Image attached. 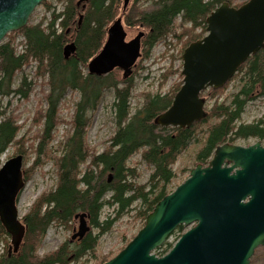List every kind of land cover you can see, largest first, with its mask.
<instances>
[{"label":"trees","instance_id":"16d2710c","mask_svg":"<svg viewBox=\"0 0 264 264\" xmlns=\"http://www.w3.org/2000/svg\"><path fill=\"white\" fill-rule=\"evenodd\" d=\"M63 1V9L53 11L45 25L42 21L30 23L14 32L23 37L22 50L18 51L12 38L0 43L2 96L29 97L31 81L27 75H22L15 88L13 84L18 72L31 61L37 64V77L47 76L49 89L44 96L45 109H38L34 117V120H43L40 134L36 132L39 143L35 151L37 158L42 155L53 161L57 174L56 187L42 194L21 218L24 229L17 246H11L7 241L10 235L0 223V240L6 244L4 253L0 255V264H71L87 253L95 255L100 236L109 231L126 211H133L134 218L143 225L154 205L169 193L168 187L175 175L172 164L194 142L196 127L206 125V135L196 157L202 162L211 157L219 144L233 143L236 138L264 132L259 122L236 125L247 103L264 96V46L250 55L229 79H238L239 83L231 101L225 104L215 100L202 120L186 128L161 127L154 123L155 117L171 105L182 80L165 94L142 93L140 106L132 112L131 74L127 77L114 75L115 68L104 75L84 71L89 60L103 46L107 27L119 16L123 24L138 27L143 32L139 55L143 58L170 34L177 18H180L181 26L191 24L190 29H184L178 35L173 33L177 38L187 34L189 38L184 44L187 46L203 37L191 33L199 26L206 29L205 20L210 12L223 2L232 6L234 0H149L141 9L126 11V7L121 13H118L121 0ZM41 5L49 4L44 1ZM71 42L75 44V51L65 58L63 47ZM227 83L222 88H209L204 92L212 99L223 91ZM106 89L113 91L115 129L108 146L97 153L86 142V128ZM67 90L78 91L80 98L70 120L64 121L69 127L62 136L61 149L57 153L48 144L55 127L63 122L58 115V105ZM15 119L0 111V155L10 145L17 146L18 154L24 155V151L19 149L23 148L24 134L17 138L21 125H17ZM210 119L215 122L209 124ZM137 153L152 168L146 183H139L136 168L128 165L129 159ZM23 177L28 180L27 169H23ZM135 203L138 206L132 207ZM105 207L110 208L112 214L102 218L101 212ZM81 213H85L89 230L83 236L74 240L70 237L55 250L39 256L37 249L49 226L53 223L70 226L73 219L77 220L75 215ZM91 228H95L97 233L92 234ZM181 228L179 225L177 231ZM131 238L133 235L126 244ZM174 242L164 243L156 249V254L164 255ZM106 260L108 258L104 257L100 264Z\"/></svg>","mask_w":264,"mask_h":264},{"label":"water","instance_id":"95a60500","mask_svg":"<svg viewBox=\"0 0 264 264\" xmlns=\"http://www.w3.org/2000/svg\"><path fill=\"white\" fill-rule=\"evenodd\" d=\"M44 1L0 0V42L23 28ZM128 1L123 0L122 11ZM205 22L206 34L183 49L182 84L171 105L155 117L158 126L186 128L202 120L207 112L200 93L222 88L264 46V0H247L238 7L223 2ZM142 36L139 31L124 42L126 31L122 17H117L107 27L103 46L89 60L88 73L104 75L119 66L123 77L130 75ZM74 51L73 42L63 47L65 58ZM22 166L23 156L16 154L0 167V223L14 247L24 229L16 207L25 184ZM75 219L78 227L72 239L89 230L85 213ZM179 225L189 228L166 254L157 255L155 250ZM260 246L264 247V146L259 141L246 147L223 143L215 147L207 165L197 164L159 200L133 238L102 264H249Z\"/></svg>","mask_w":264,"mask_h":264},{"label":"rangeland","instance_id":"374dc122","mask_svg":"<svg viewBox=\"0 0 264 264\" xmlns=\"http://www.w3.org/2000/svg\"><path fill=\"white\" fill-rule=\"evenodd\" d=\"M45 1H47L49 5L43 6L40 4L36 6L28 18L27 24L42 21L43 25H45L50 21L53 11H61L65 5L63 0ZM148 1L149 0H129L126 11L141 9L147 5ZM246 1L247 0H234L233 5H239ZM122 7L123 0H121L118 13H121ZM123 25L127 34V40L133 38L139 31L138 27H128L125 23ZM190 28L191 24L189 23H185L181 26L180 18H177L174 29L170 34L165 39L159 41L152 48L147 57L139 58L137 60L131 74L132 88L130 105L132 112L140 106L142 93L165 94L175 86V83L178 84L182 80V75L180 74L182 69L181 55L183 49L186 47L184 44L189 36L185 34L181 38H177L173 33L178 35L182 33L184 29ZM14 32H10L13 33L10 36L6 34L7 36H5L2 41L4 42L12 38L14 45H16L18 51H20L23 49V37L21 34ZM191 34L204 36L206 34V29L204 30V27L199 26L194 28ZM36 65L35 62L31 61L24 66L22 71L18 72L16 75L13 84V88H15L22 75H27L28 81H31V92L29 93L28 98L22 99L15 95L2 96L0 94V111H4L5 116L12 117V119L16 118L15 123L21 125L17 138H20L24 134V145L22 149L21 147L19 149L24 151L22 169H27L28 180H26V183L22 187L17 198L16 207L20 218L28 212L32 204L42 194L53 190L57 184L56 168L53 161L42 157L40 154L39 158H37V153L35 151L39 143L36 132L40 134L41 128L43 127V120L37 121L34 120V117L36 116L38 109H45L44 96L49 89L47 85V76H36ZM84 71L86 72V69H84ZM114 73V75L122 77V71L120 69L115 68ZM238 87V79L230 80L223 91L212 99L208 98L209 96L204 92L205 90L202 91L200 96L205 99L206 112L212 107L215 100L218 103L224 102L225 104H228L231 101L232 94L238 90ZM79 98L80 94L78 91L67 90L64 97L61 99L58 105V115L62 118L63 122L59 123L52 132L53 138L48 144V147L51 148L52 151L55 149L57 150V153L60 152V141L69 127L65 123L70 120ZM113 101L114 97L112 89H106L103 92L97 108L91 113L89 118L86 128V142L88 146L93 148L97 153L103 151L108 146L109 139L114 133ZM260 119H264V96L257 97L247 103L244 112L242 113L240 120L236 122V125L255 123ZM209 121V124L215 122V120L211 119ZM204 129H206V125L196 127L194 142L184 149L172 164V170L175 175L169 184V193L188 178L189 172L193 167L197 164L205 166L210 160L209 157L206 162H202L196 158L206 135ZM244 142L245 140H243V138H236L233 144L241 145L244 144ZM16 154H18V147L10 145L0 155V167L4 161ZM128 165L136 168L139 174V177L137 178L139 183H146L148 181L152 168L141 160L140 153L133 155L129 159ZM136 206H138V203L133 204L132 207ZM101 213L103 218L108 214H112V210L105 207L102 209ZM133 215L134 212L130 210L120 215L112 225L111 229L98 239L97 247L94 252L95 255L87 253L78 261L72 262L71 264H100L104 257L109 260L115 256L125 246L127 240L130 239L132 235L134 236L144 225L141 224L139 219L134 218ZM69 225L70 226L58 223L51 224L47 229L44 238L39 243L37 249L38 255L42 256L47 254L48 252L55 250L64 241L69 240L72 235V228L78 227V219H73ZM177 227L164 243L174 242L176 238L189 228L182 226L180 231H177ZM91 231L92 234L97 233L95 228H91ZM7 241L10 243V236L7 238ZM5 248V242L0 240V255L4 253ZM249 264H264V247L260 246L255 249L254 254L250 258Z\"/></svg>","mask_w":264,"mask_h":264},{"label":"flooded vegetation","instance_id":"af4514ba","mask_svg":"<svg viewBox=\"0 0 264 264\" xmlns=\"http://www.w3.org/2000/svg\"><path fill=\"white\" fill-rule=\"evenodd\" d=\"M130 40H127L125 37L124 42H128ZM137 60H138V57H137L136 61L134 62L132 68L136 65ZM115 68H118L121 71H123L119 66H115ZM258 122H259L260 127L264 128V119H260L259 121L255 122V123H258ZM243 140H245L244 144H241L243 146L252 145V144L256 143L257 141H259L261 145H264V132H262V134H260V135L247 136V137L243 138Z\"/></svg>","mask_w":264,"mask_h":264},{"label":"bare ground","instance_id":"6f19581e","mask_svg":"<svg viewBox=\"0 0 264 264\" xmlns=\"http://www.w3.org/2000/svg\"><path fill=\"white\" fill-rule=\"evenodd\" d=\"M206 111V110H205ZM225 143H227V142H225ZM261 145V144H260ZM261 146H264V145H261ZM25 180V179H24ZM25 183H26V180H25Z\"/></svg>","mask_w":264,"mask_h":264}]
</instances>
